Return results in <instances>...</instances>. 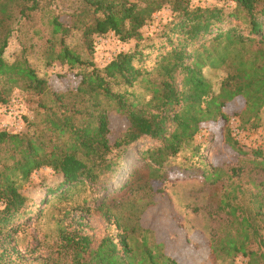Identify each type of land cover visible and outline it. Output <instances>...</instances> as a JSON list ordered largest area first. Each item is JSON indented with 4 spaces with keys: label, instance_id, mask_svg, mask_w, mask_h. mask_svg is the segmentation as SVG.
<instances>
[{
    "label": "trees",
    "instance_id": "16d2710c",
    "mask_svg": "<svg viewBox=\"0 0 264 264\" xmlns=\"http://www.w3.org/2000/svg\"><path fill=\"white\" fill-rule=\"evenodd\" d=\"M54 1L0 0V79L13 85L25 82V88L39 97L49 95L48 101L37 102L46 113L44 129L26 135L0 131V230L4 226L10 228L14 215L25 205L17 176L27 180L43 168L60 172L64 181L47 191L53 200L60 201L78 186L95 182V167L110 169L114 164L110 159L113 150L142 140L156 141L159 147L148 152L149 163L145 166L159 168L164 158L177 155L201 130L218 122L225 128L230 116L223 110L228 103L242 101L243 109L233 116L246 123L258 119L264 109V0H232L235 7L227 16L222 9H190L184 0H82L84 7L71 15L70 25L53 18L52 35L59 36V51L55 52L51 44L55 58H47L46 63L49 66L57 61L68 69L91 67V71L76 73L78 83L73 89L60 93L50 90L48 94L46 81L34 69L25 61L8 64L4 53L15 25L30 19L42 6L54 5ZM163 4H171L173 17L163 27L165 47L148 45L141 29ZM243 25L246 30L241 29ZM74 29L83 30L85 39L112 33L123 43L135 42L136 48L118 54L107 66L97 69L64 44V37ZM141 41L146 43L142 50L157 48L159 52L150 68L143 65L145 55L138 50ZM227 61L233 71L215 95L202 72L220 68ZM115 86L146 89L151 99L145 105L154 112L141 106L134 91H114ZM4 102L0 90V104ZM109 111L127 122L112 144L108 139ZM226 133L228 146L239 155H246L231 131L227 129ZM134 176L119 183L120 192ZM202 178L213 184L220 175L214 169L212 173L203 172ZM49 203L47 198L40 201L41 205ZM220 205L229 210L235 223L236 211L230 203L222 200ZM114 222L118 235L105 236L97 242L87 235L61 231L57 257L63 263L57 264H180L174 256L160 250L161 243L149 241V230L136 232V226L121 222L119 216L114 217ZM236 223L237 233L225 234L219 252L227 258L246 256L247 264H264L263 255L249 249L251 240L259 236L257 231L245 217ZM259 244L262 246V241ZM201 246L195 245V249ZM208 248L211 254H218L212 241Z\"/></svg>",
    "mask_w": 264,
    "mask_h": 264
},
{
    "label": "rangeland",
    "instance_id": "374dc122",
    "mask_svg": "<svg viewBox=\"0 0 264 264\" xmlns=\"http://www.w3.org/2000/svg\"><path fill=\"white\" fill-rule=\"evenodd\" d=\"M184 1L190 9H222L226 16L235 7L232 0ZM83 7L82 0H55L49 8L42 6L43 9L32 14L30 19L15 25L4 60L8 64L25 61L46 81L48 94L50 90L60 93L73 89L78 83L76 73L90 72L91 67L68 69L57 61L48 66L46 60L54 57L51 44L55 52L59 51V36L52 35L53 18L70 25L71 15ZM171 7V4H163L141 29L142 36L148 38V45L165 47L162 31L173 20ZM84 20L91 23L89 19ZM246 27L243 25L241 29L246 30ZM146 43L141 41L138 50L145 55L143 65L150 68L159 52L157 48L142 50ZM64 44L84 63L97 69L107 66L118 54L130 53L136 48L135 42L123 43L112 33L85 39L83 30L78 29L64 37ZM232 71L227 61L220 68H206L202 73L217 95L222 81ZM25 86V82L13 85L0 79V90L6 101L0 104V131L9 135L32 134L45 128L46 113L37 102L48 101L49 95L39 97ZM113 90L134 91L142 100L141 106L154 112L152 107L145 105L151 99L146 89L115 86ZM12 101L15 104L10 107ZM242 109L240 100L228 103L223 110L230 116L225 128L218 122L201 130L177 155L164 158L159 168L145 166L149 163L148 152L159 147L156 141L142 140L128 148L113 150L110 159L114 164L110 169L95 167V182L78 186L60 201L53 200V196L47 193L64 181L60 172L43 168L33 172L27 180L17 176L18 191L25 199L24 208L19 212L23 216L18 219L19 214L14 215L10 228L4 226L0 230V264L63 263L57 257L61 231L87 235L95 242L105 236L115 238L119 233L115 216H119L123 223L136 226V232L149 230V241L161 243L160 250L174 256L180 264H247L246 256L227 258L219 252L225 234L235 235L236 222L245 217L259 235L253 237L255 240H251L249 249L264 257V109L259 112L258 119H251L248 123L233 116ZM108 119V139L112 144L127 122L114 111L108 112ZM227 129L231 135L234 129L239 130L234 138L246 155L241 156L228 146ZM253 152L261 155L256 156ZM214 169L220 178L212 184L211 180L202 178V173H212ZM133 174L135 176L120 192L119 183ZM43 198L50 199V203L41 205ZM222 200L228 201L236 211L235 223H232L229 210L221 207ZM2 209L0 204V211ZM210 241L217 249V255L211 254ZM195 245L203 248L195 249Z\"/></svg>",
    "mask_w": 264,
    "mask_h": 264
},
{
    "label": "built area",
    "instance_id": "2783aa9c",
    "mask_svg": "<svg viewBox=\"0 0 264 264\" xmlns=\"http://www.w3.org/2000/svg\"><path fill=\"white\" fill-rule=\"evenodd\" d=\"M14 104H15V101H12L10 107L13 106ZM8 109L11 110V108H8ZM238 131H239L238 129H234V130H233V135H232V136H233V137H234V136H237V135H238ZM13 132L15 133V132H17V131H16V130H13Z\"/></svg>",
    "mask_w": 264,
    "mask_h": 264
}]
</instances>
